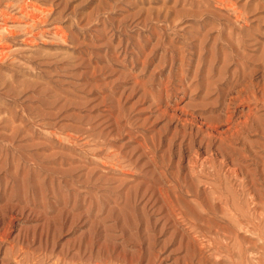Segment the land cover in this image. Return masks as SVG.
I'll use <instances>...</instances> for the list:
<instances>
[{"label":"rangeland","instance_id":"obj_1","mask_svg":"<svg viewBox=\"0 0 264 264\" xmlns=\"http://www.w3.org/2000/svg\"><path fill=\"white\" fill-rule=\"evenodd\" d=\"M0 11V264H264V0Z\"/></svg>","mask_w":264,"mask_h":264},{"label":"bare ground","instance_id":"obj_2","mask_svg":"<svg viewBox=\"0 0 264 264\" xmlns=\"http://www.w3.org/2000/svg\"><path fill=\"white\" fill-rule=\"evenodd\" d=\"M28 4H29V3H28ZM22 5H23V6H22ZM22 5H21V7H20V9H19L20 13H21V14H25V16H27V17L33 19V18H34V15H33L34 12H32V13H30V11H29V12H25V10H26V6H25L24 4H22ZM38 10H39V9H38ZM41 11H42V10H41ZM0 12H1V11H0ZM1 13H2V12H1ZM4 14H5V13H4ZM4 14H3V15H4ZM7 14H9V13H7ZM35 14H36V13H35ZM38 14H39V13H38ZM9 16H10V15H9ZM15 16H17V15H15ZM38 16H39V15H38ZM38 16H37V17H38ZM13 17H14V16H13ZM13 17H12V18H13ZM35 17H36V15H35ZM12 18H11V19H12ZM38 18H39V17H38ZM15 19H16V18H15ZM15 19L13 18V20H15ZM35 19H36V18H35ZM6 21H7V19H6ZM15 21H18V20H15ZM33 21H34V19H33ZM43 21H45V20H43ZM3 22H4V21H3ZM3 22H2V23H3ZM27 22H28V21H27ZM27 24H29V23H27ZM5 25H6V24H5ZM10 32H12V31L10 30ZM39 32H40V31H39ZM37 34H38V33H37ZM2 44H4V43H2ZM5 44H6V43H5ZM0 47H1V46H0ZM5 47H6V46H4V48H5ZM3 51H4V50H3ZM1 52H2V51H1Z\"/></svg>","mask_w":264,"mask_h":264}]
</instances>
